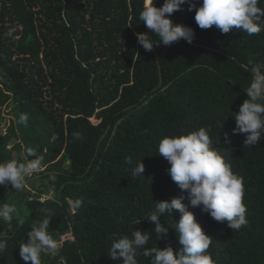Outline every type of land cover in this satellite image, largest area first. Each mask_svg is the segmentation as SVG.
<instances>
[{
    "label": "trees",
    "instance_id": "1",
    "mask_svg": "<svg viewBox=\"0 0 264 264\" xmlns=\"http://www.w3.org/2000/svg\"><path fill=\"white\" fill-rule=\"evenodd\" d=\"M143 4L0 0V107L10 98L16 103L15 119L6 132L0 129V162H24L26 147L43 156L42 169L22 190L0 186V204L16 208L11 224L0 220L8 244L0 264H26L18 243L46 216L54 239L71 231L73 240L63 241L56 254H42L41 264H122L107 255L112 239L136 229L150 235L147 247L170 244L175 253L181 245L174 229L157 239L154 222L144 216L157 201L177 196L213 238L208 251L215 264H264V138L248 148L243 134L232 133L233 112L251 80L239 65L250 58L264 63V31L249 36L240 29H201L195 9L185 4L170 18L194 30L192 43L181 39L149 52L135 35L150 31L139 20ZM21 114L26 124L18 122ZM200 127L210 129L214 146L244 177L248 224L238 231L192 207L158 153L163 136ZM140 159L144 172L133 176ZM77 199L83 203L74 209ZM180 215L173 210L162 223L174 225Z\"/></svg>",
    "mask_w": 264,
    "mask_h": 264
},
{
    "label": "clouds",
    "instance_id": "2",
    "mask_svg": "<svg viewBox=\"0 0 264 264\" xmlns=\"http://www.w3.org/2000/svg\"><path fill=\"white\" fill-rule=\"evenodd\" d=\"M262 2L264 0H202L197 6L193 0H163L162 5L157 7L154 0H144L139 20L150 31L135 33L137 42L149 52L154 45L170 46L181 39L191 44L194 30L190 26L174 23L170 18L185 4L188 11L195 9L194 19L201 29L215 26L221 33L240 29L249 36L256 35L264 31V7L258 6ZM239 67L250 73L251 80L244 91L247 98L238 106V111L233 112L235 127L232 133L243 134V146L251 148L264 138V63L253 62L250 58L247 64L241 63ZM27 120L28 116L21 114L18 122L26 124ZM209 131L200 127L186 133L165 135L159 141L158 153L167 160V172L172 181L182 191L186 190L192 207H199L215 221L226 222L228 228L238 231L248 224L244 177L232 170L231 164L214 146ZM74 137L79 139L80 133H74ZM225 140H228L227 134ZM29 156L33 158L29 159ZM125 162L132 165V157H126ZM42 167L43 156L26 147L24 162L17 159L0 162V186L10 184L14 190H22L27 178L38 173ZM143 172L144 165L140 159L132 174L142 176ZM183 199V196H177L157 201L154 209L144 216L154 222L157 239L166 237L169 227L174 229L181 245L175 253L170 244L164 248L147 247L150 235L136 229L130 235L114 236L107 255L112 260L122 258V264H139L137 257L140 255L150 258L149 264H215L208 251L213 238L202 230ZM82 203L81 199H77L73 208L79 209ZM173 210L181 214L180 218L172 219L174 225L165 222V226L161 217L167 214L172 218ZM15 213L14 205L0 204V220L11 224ZM24 223L23 219L18 220L21 227ZM49 223L47 216L33 223L27 231V241L18 243L19 255L26 264H41L42 254L58 252L59 243L49 232ZM7 247V234L0 232V253Z\"/></svg>",
    "mask_w": 264,
    "mask_h": 264
},
{
    "label": "rangeland",
    "instance_id": "3",
    "mask_svg": "<svg viewBox=\"0 0 264 264\" xmlns=\"http://www.w3.org/2000/svg\"><path fill=\"white\" fill-rule=\"evenodd\" d=\"M16 110V103H14L13 98H10L3 106L0 107L1 121L0 129L4 133L7 131V126L10 124V121L15 119L14 112ZM91 122L97 123L95 118H91Z\"/></svg>",
    "mask_w": 264,
    "mask_h": 264
},
{
    "label": "built area",
    "instance_id": "4",
    "mask_svg": "<svg viewBox=\"0 0 264 264\" xmlns=\"http://www.w3.org/2000/svg\"><path fill=\"white\" fill-rule=\"evenodd\" d=\"M65 240H73V235L71 231H66L60 236V239L58 240L59 247L62 245L63 241Z\"/></svg>",
    "mask_w": 264,
    "mask_h": 264
}]
</instances>
